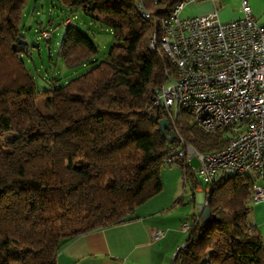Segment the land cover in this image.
I'll list each match as a JSON object with an SVG mask.
<instances>
[{
	"label": "trees",
	"instance_id": "16d2710c",
	"mask_svg": "<svg viewBox=\"0 0 264 264\" xmlns=\"http://www.w3.org/2000/svg\"><path fill=\"white\" fill-rule=\"evenodd\" d=\"M28 1L0 0V264H57L69 242L136 220L137 210L163 192V158L172 144L162 120H169L174 143L203 154L224 149L230 131L204 133L191 113L171 119L154 102L166 71L175 68L160 44L152 51L149 43L155 28L160 42L162 22L185 0H57L110 27L114 43L106 59L93 62L99 46L68 25L58 57L70 69L93 67L44 89L21 58L28 45L18 44ZM139 4L153 19L142 16ZM179 168L193 194L210 188L212 217L203 222L202 214L192 224L172 264H264L263 237L249 220L258 176L209 187Z\"/></svg>",
	"mask_w": 264,
	"mask_h": 264
},
{
	"label": "built area",
	"instance_id": "2783aa9c",
	"mask_svg": "<svg viewBox=\"0 0 264 264\" xmlns=\"http://www.w3.org/2000/svg\"><path fill=\"white\" fill-rule=\"evenodd\" d=\"M159 4L163 0H154ZM179 3L161 24L160 42L154 35L149 43L152 51L160 48L172 62L175 72L167 70L165 82L157 89L155 104L174 119L188 112L198 128L207 134L222 128L230 131L228 145L217 153L203 154L184 141L173 143L163 158L166 167H185L194 172L199 182H214L255 173L259 182L253 188L254 204L264 202V26L258 24L248 1H243V17L223 22L217 12L182 19L185 6ZM138 9L145 19L153 17ZM71 25V23H69ZM199 166L194 167V161ZM200 189V190H199ZM196 194L194 217L181 225L188 234L193 223L208 207L210 188L200 187ZM154 231L152 240L164 237ZM187 242L175 254L185 250ZM174 257V259H175Z\"/></svg>",
	"mask_w": 264,
	"mask_h": 264
},
{
	"label": "crops",
	"instance_id": "0c3cea01",
	"mask_svg": "<svg viewBox=\"0 0 264 264\" xmlns=\"http://www.w3.org/2000/svg\"><path fill=\"white\" fill-rule=\"evenodd\" d=\"M243 1L193 0L190 2L193 12L187 18L217 12L223 22L239 20L243 17ZM246 1L256 22L264 26V0ZM181 184L180 179L171 181L170 190L165 185L160 195L137 210L136 220L97 230L69 242L58 253L57 264H172L177 249L188 238L181 225L195 214V206L192 212L190 206L184 205L186 184L182 193ZM201 199L202 195L198 194L196 202ZM249 220L260 231L264 241V202L252 205ZM154 231H163L164 237L153 241Z\"/></svg>",
	"mask_w": 264,
	"mask_h": 264
},
{
	"label": "rangeland",
	"instance_id": "374dc122",
	"mask_svg": "<svg viewBox=\"0 0 264 264\" xmlns=\"http://www.w3.org/2000/svg\"><path fill=\"white\" fill-rule=\"evenodd\" d=\"M192 12L193 5L188 3L181 14V18L189 17ZM69 23L90 36L99 46V54L92 59L93 62L103 61L110 52L114 43V35L110 27L103 23L92 21L81 11L72 12L71 9L59 4L57 0H29L23 9L20 26L24 30V41L28 44H38L39 47L31 48L28 45L26 47L28 55L21 53V58L39 89L49 88L52 85L57 87L64 86L70 80L84 75L93 67V65L85 64L84 66L70 69L58 57L57 43L61 40L66 27L70 25ZM49 37H52L50 46L46 41ZM53 80H56V82H53ZM39 107L42 109V105H39ZM193 164L195 168L199 166L196 160ZM247 174L256 177L255 173L249 172ZM161 177L164 186L167 185L169 190L171 181L180 179L182 193L185 181L182 170L179 167H165L162 170ZM190 184L185 186L187 195L184 205L190 206L193 212L196 201H194L195 203L189 201V196L193 194Z\"/></svg>",
	"mask_w": 264,
	"mask_h": 264
},
{
	"label": "water",
	"instance_id": "95a60500",
	"mask_svg": "<svg viewBox=\"0 0 264 264\" xmlns=\"http://www.w3.org/2000/svg\"><path fill=\"white\" fill-rule=\"evenodd\" d=\"M18 44L23 45V46L29 45L31 48H38L39 47L38 44H34V43L28 44L27 42H25L23 40H19ZM155 101H156V99H154V102ZM159 125H160L161 132H162L164 138L166 139V141L169 144H173L176 140V136L171 130L169 120L164 119L159 123ZM211 217H212L211 210L209 207H206V209L204 210V213L202 215V221L203 222L209 221V220H211Z\"/></svg>",
	"mask_w": 264,
	"mask_h": 264
}]
</instances>
